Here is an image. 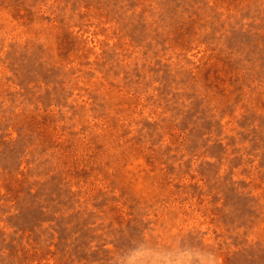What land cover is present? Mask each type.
I'll use <instances>...</instances> for the list:
<instances>
[{"label":"rangeland","instance_id":"rangeland-1","mask_svg":"<svg viewBox=\"0 0 264 264\" xmlns=\"http://www.w3.org/2000/svg\"><path fill=\"white\" fill-rule=\"evenodd\" d=\"M145 238L264 264V0H0V264Z\"/></svg>","mask_w":264,"mask_h":264},{"label":"clouds","instance_id":"clouds-1","mask_svg":"<svg viewBox=\"0 0 264 264\" xmlns=\"http://www.w3.org/2000/svg\"><path fill=\"white\" fill-rule=\"evenodd\" d=\"M148 240H145L131 251L118 255L113 264H141V259L150 255L147 251ZM221 264L220 257L215 252L206 251L203 248H190L169 251L166 254L161 253L153 264Z\"/></svg>","mask_w":264,"mask_h":264}]
</instances>
